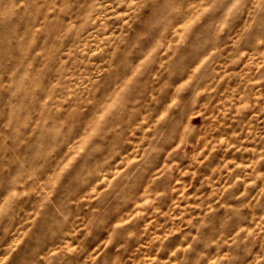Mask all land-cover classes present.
Returning a JSON list of instances; mask_svg holds the SVG:
<instances>
[{"label":"clouds","instance_id":"9594fccd","mask_svg":"<svg viewBox=\"0 0 264 264\" xmlns=\"http://www.w3.org/2000/svg\"><path fill=\"white\" fill-rule=\"evenodd\" d=\"M0 264H264V0H0Z\"/></svg>","mask_w":264,"mask_h":264}]
</instances>
